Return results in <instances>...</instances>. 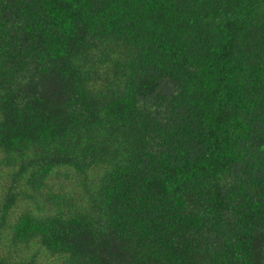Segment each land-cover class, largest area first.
Wrapping results in <instances>:
<instances>
[{
    "label": "trees",
    "instance_id": "1",
    "mask_svg": "<svg viewBox=\"0 0 264 264\" xmlns=\"http://www.w3.org/2000/svg\"><path fill=\"white\" fill-rule=\"evenodd\" d=\"M0 264H264V0H0Z\"/></svg>",
    "mask_w": 264,
    "mask_h": 264
}]
</instances>
